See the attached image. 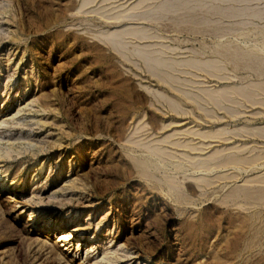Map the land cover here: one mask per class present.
<instances>
[{
	"label": "rangeland",
	"instance_id": "1",
	"mask_svg": "<svg viewBox=\"0 0 264 264\" xmlns=\"http://www.w3.org/2000/svg\"><path fill=\"white\" fill-rule=\"evenodd\" d=\"M0 175V264H264V0H0Z\"/></svg>",
	"mask_w": 264,
	"mask_h": 264
},
{
	"label": "bare ground",
	"instance_id": "2",
	"mask_svg": "<svg viewBox=\"0 0 264 264\" xmlns=\"http://www.w3.org/2000/svg\"><path fill=\"white\" fill-rule=\"evenodd\" d=\"M189 131V130H188ZM194 133V132H193ZM226 139V138H225ZM171 142V141H170ZM169 142V143H170ZM175 144V143H174ZM186 146V145H185ZM149 147V146H148ZM196 149H198L199 150V148H196ZM203 149V148H202ZM8 153H10V152H8ZM7 153V154H8ZM220 153V152H219ZM163 154H165V153H163ZM10 155V154H9ZM170 155V154H169ZM168 155V156H169ZM184 155V154H183ZM188 156V155H187ZM247 160H249V159H247ZM250 160L251 161H254L253 159H251L250 158ZM140 161V160H139ZM226 161V162H225ZM242 161H246V159H243V158H239V157H229L228 159H225L224 160V162L225 163H229V165L230 164H232V165H239V163L240 162H242ZM138 162V161H137ZM223 162V163H224ZM146 163V162H145ZM245 163V162H244ZM255 163V162H254ZM180 164V163H179ZM216 164H218V163H216ZM220 164H222V162L220 163ZM242 165V164H241ZM145 167H146V165H144ZM254 166V165H253ZM196 168H198V167H196ZM210 168V167H209ZM145 169V168H144ZM210 172V171H209ZM0 176H2V175H0ZM204 181V180H203ZM205 182V181H204ZM209 182V181H208ZM210 183V182H209ZM209 183H207V184H209ZM59 236H60V240L61 241H68L69 239H72V234L71 233H69V231H67V230H63V231H61L60 232V234H59Z\"/></svg>",
	"mask_w": 264,
	"mask_h": 264
}]
</instances>
